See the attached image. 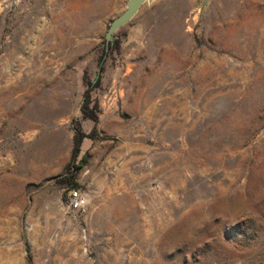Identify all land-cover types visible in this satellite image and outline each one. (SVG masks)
I'll return each mask as SVG.
<instances>
[{
	"label": "rangeland",
	"instance_id": "obj_1",
	"mask_svg": "<svg viewBox=\"0 0 264 264\" xmlns=\"http://www.w3.org/2000/svg\"><path fill=\"white\" fill-rule=\"evenodd\" d=\"M127 1L0 0V264H264V0L145 3L98 75Z\"/></svg>",
	"mask_w": 264,
	"mask_h": 264
},
{
	"label": "trees",
	"instance_id": "obj_2",
	"mask_svg": "<svg viewBox=\"0 0 264 264\" xmlns=\"http://www.w3.org/2000/svg\"><path fill=\"white\" fill-rule=\"evenodd\" d=\"M103 56H104V51H103V55L101 56V58H103ZM101 70H102V65L100 67V72H101ZM84 82L87 85H89L90 87H96L99 84V79H96L93 83H91L87 79V75L85 74L84 75ZM90 91H91V88H89V89H87L85 91L83 104H82L80 110H81V114H82V118L83 119L91 120L94 124H97V122H98V107H97L96 104L91 105ZM93 133H95V129L92 131V133L85 134V133H83L81 131L79 126H77V128H75V133H74V137H73L72 155H71V161L72 162L76 161V159L79 157V155H80V147H81V144H82L83 140L85 138L94 139ZM80 167L81 166H76L75 169L78 170ZM68 171H70V169H68ZM68 173L69 174L67 176H65V177L60 179L61 183L67 184V187L69 188L68 192H67V195H68L70 190H72V189L77 190L78 189L75 184H72V181L75 179V172L74 173L68 172ZM67 195H66V192H65V201L67 200L66 199ZM26 248H27V251H28L27 242H26Z\"/></svg>",
	"mask_w": 264,
	"mask_h": 264
},
{
	"label": "water",
	"instance_id": "obj_3",
	"mask_svg": "<svg viewBox=\"0 0 264 264\" xmlns=\"http://www.w3.org/2000/svg\"><path fill=\"white\" fill-rule=\"evenodd\" d=\"M153 1L155 0H128L125 4V10L109 23L107 31L104 35V56L99 65L98 75L100 73V67L107 56L110 45L113 43L116 31H118L121 27L129 23L143 4L152 3ZM200 1H202L203 4H206L208 0Z\"/></svg>",
	"mask_w": 264,
	"mask_h": 264
},
{
	"label": "built area",
	"instance_id": "obj_4",
	"mask_svg": "<svg viewBox=\"0 0 264 264\" xmlns=\"http://www.w3.org/2000/svg\"><path fill=\"white\" fill-rule=\"evenodd\" d=\"M67 207L70 211L76 212L82 210L85 205V199L82 198L78 190H70L66 200Z\"/></svg>",
	"mask_w": 264,
	"mask_h": 264
}]
</instances>
